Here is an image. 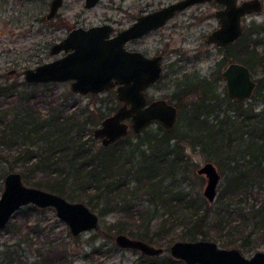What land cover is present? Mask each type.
Here are the masks:
<instances>
[{
    "label": "trees",
    "instance_id": "obj_1",
    "mask_svg": "<svg viewBox=\"0 0 264 264\" xmlns=\"http://www.w3.org/2000/svg\"><path fill=\"white\" fill-rule=\"evenodd\" d=\"M259 33L263 36L258 37V43L264 45V24H261ZM217 74L220 79V71ZM185 82H174L179 99L175 103L179 108V118L173 128L160 125L156 134L146 130L145 139L140 137L135 142L128 134L114 145L102 146L99 151L88 146L93 137L85 138V132H92L93 125L99 123L98 118L110 111L100 107L101 115L97 112L81 118L82 112L72 110L63 113L54 100L39 98V94L22 93L17 97L15 84L5 90L0 87V96L7 99L6 103H0V147L9 155L19 148V153L14 154L16 164L10 167V171L19 169L25 181L29 175L43 172L45 180L49 181L50 191L71 201L86 199L91 205H94L93 201L100 200L111 204V187L123 194L126 193L124 185L133 182L138 187L137 191L148 194L151 204L162 203L169 207V214L159 218L163 225L173 220L174 225L179 226L182 230L179 240L209 239L226 248L252 246L255 227L261 225L264 233V78L258 80L253 102L234 100L224 90L223 98L221 92H216L214 81L208 77H199L195 87ZM51 83L32 85L48 87ZM191 94L197 95L198 100L184 102ZM108 98L111 95L108 94ZM39 103L52 106L46 115L38 108ZM231 111L234 113L230 114ZM36 141L40 145L36 150H30L29 146ZM184 142L192 144L194 149L216 153L226 169V184L223 195L216 199V202L219 199V207L215 214L212 211L216 202L211 204L208 201L202 208L186 190L172 200L164 196V184H174L176 179L180 183L186 180L184 171L189 162L183 152ZM34 156L37 160L33 162ZM216 165L219 168V162ZM4 178V173H1L0 180ZM52 178L54 182H50ZM83 178H91L93 186L87 189L86 185H79L72 191L65 189L70 180ZM41 183L34 186L42 187ZM89 189H93V196L87 198L81 194ZM255 194L263 196L254 198ZM252 198L254 201L249 202ZM244 203L248 205L244 206ZM233 206L237 210L236 216L232 215ZM45 211V208L27 205L16 212V218L8 223L7 232L11 235L0 250V264H67L68 250L60 245V241L57 243L61 240L55 232L59 222L42 226V221L35 216ZM152 219L156 217L151 216L149 220ZM250 226L252 228L249 229ZM149 228L147 225L143 232L136 233V238L149 243L157 241L160 246L170 242L164 241L161 232L154 236ZM126 229L124 222H120L114 230L125 233ZM166 247L165 252L169 251L168 245ZM131 264L186 263L164 253L160 256L142 254Z\"/></svg>",
    "mask_w": 264,
    "mask_h": 264
},
{
    "label": "rangeland",
    "instance_id": "obj_2",
    "mask_svg": "<svg viewBox=\"0 0 264 264\" xmlns=\"http://www.w3.org/2000/svg\"><path fill=\"white\" fill-rule=\"evenodd\" d=\"M49 1L50 0H47V2H45V0H0V87H4L5 90L7 86L15 84L14 86L18 89L17 97L22 93L26 95L33 93L39 94V98L46 97L50 100H54V104H59L63 113H70L72 110L82 112L81 118H84L83 116L88 114H96L97 112L98 115H101V111L98 110L100 107H102L104 111H110L109 115H111L120 106V100L113 90H111V98H108L107 92L99 94L76 93L72 91L69 82H52L48 87H34L32 83H26L24 74L22 75L19 73L15 75L9 72L12 68H16L21 72L25 68H34L36 65L51 61L58 57L60 54L51 53V46L65 37L72 28L80 25L87 26L93 23H101L107 15L109 4V0H101L93 9H86L82 0H65L56 16L47 19L46 15L49 10ZM116 1L117 4L123 5V10L130 5H136L133 11L138 13L140 7H143L145 3L152 2L159 6L173 0ZM134 12L131 14H134ZM112 13L120 18L117 28L127 25L128 22L132 21L134 18L133 16L128 18L124 11H112ZM190 15L191 13L179 15L172 19L165 27L146 36L137 44L139 48L148 51L150 54L161 52L162 50L164 52L163 76L159 82L157 81L146 89L145 92L149 99L166 97L173 99L172 102L176 103L179 99L174 82L176 83L180 80L184 83L185 80H188L185 83L195 87L199 77L211 78L215 83L214 87H216V92H221L224 98L222 92L223 90L226 91V81L221 76L219 79L217 73L223 70L225 65L230 61L244 62L249 65L253 77L256 80L264 78V45L258 43V37L263 35L260 33L257 34L261 24H264V8L255 15V22H244L246 31L244 36L227 49L218 48L216 45L207 42V34L213 26L217 25L215 19L208 20L201 17L198 21L205 20L196 23L195 20L189 19ZM227 56L228 59H226ZM172 62L175 63L172 64ZM30 84L33 87L30 86ZM196 100H198V96L191 94L186 97L184 102H194ZM6 101L7 99L4 98V96H0L1 104L6 103ZM245 101L253 102L254 99L250 97ZM9 106H12V104ZM9 106L5 105L4 107ZM51 107L49 103L38 104V108L43 115H46ZM223 107H226V104H224ZM231 113H234V111H231L230 114ZM106 115L107 114H103L102 118H98L99 123L93 125L92 132L89 130L85 132V138L90 139V136L93 137V140H90L88 146L94 151L102 150V146H104L101 140L94 136V129L100 125L102 119ZM160 125L158 121H153L140 133L130 132L129 136L133 142L139 141L140 137L145 139L146 130L152 134H156L160 131ZM38 145H40V142L36 141L34 145L29 146V149L36 150ZM147 146L148 145H145V147ZM183 146L184 155L188 158L189 162L188 168L184 171L186 180L180 183V180L176 179L174 184H164L162 187L164 196L172 200L179 192L186 190L190 197H193L196 203L204 208L205 204L208 202V199L203 193L206 178L197 173V168L207 161H213L216 164L219 162V169L224 176L221 178L218 185L217 197L223 195V188L226 184V169L223 167L222 161L219 160L220 156L216 153L202 150V148L194 149L192 144L188 142H184ZM18 153L19 148H15V150L11 152L12 156L9 155L7 150L3 151L0 147V174L4 173V177L11 172L10 167L16 164L15 156ZM138 157L140 156L138 155ZM36 160L37 157L34 156L32 161L34 162ZM14 171H19V169L16 168ZM44 177L45 174L43 172H37L29 175L27 181L24 179L23 181L30 186L42 182V187L40 188L49 190L47 184L49 181H47L48 179L45 180L46 177ZM54 180L55 179L52 178L50 182H54ZM92 183L91 178H83L77 181L70 180L67 182L65 189L72 191V188L75 189L79 185H86L88 189V187L90 188L93 186ZM119 185H121V183L114 184L115 187ZM3 188L4 179L0 180V195ZM124 188L125 190H122L126 193L122 194L118 193L116 189L113 190L111 187V204H107L104 200H100L93 201L94 205H91L88 200H82L99 214L100 221L96 229L82 232L78 237L69 236L71 232L68 226L57 217L54 208H45V212L35 215L42 221V226L46 224L54 225L56 224L54 221L59 222V225L55 228V232L61 240H58L57 243L60 241V245H63V248H67L68 250L67 254L69 261L67 264H131L137 261L143 254L141 251L137 249L121 248L115 241V236L118 233L114 229L120 222H124L127 228L125 234L131 233L133 235L138 232H143V228L149 225L150 232L154 236L157 232H161L160 235L165 238L164 241L170 240V242L166 241L169 243H162L166 244L161 245L165 248H167V245L169 247L174 241L181 239L178 237L181 235L182 230L179 226L174 225L173 220L167 221L166 224L163 225L161 218H159V216L162 217L163 215L169 214L167 212V208L169 207L162 205V203L158 205L151 204L148 194L143 193L142 190L137 191L138 187L133 182L131 184L126 183ZM80 190L81 189H78V191ZM92 190L89 189L86 193L81 194L87 198L91 197L93 196L92 194H94ZM262 196L263 194H255L253 197L261 198ZM254 198L250 199L249 202H253ZM216 199L211 204H214ZM218 200L213 206V214L218 210ZM247 205L248 204L244 203V206ZM155 207L159 210L156 211ZM103 209L104 211L102 212ZM236 214L237 210L233 206L232 215L236 216ZM151 216L156 217V219L150 221L149 219ZM14 218H16V214L10 221ZM258 226V228L255 227L253 245L246 248L242 246L238 247L248 257L258 250H264L263 227L261 225ZM7 227L8 225L6 228L0 230V250L11 235L7 232ZM250 228H252V226H250L249 229ZM32 234L34 235L36 233L33 232ZM105 234L111 235V237H107ZM132 237L136 238L137 236L135 235ZM152 244L160 246V243L157 241L152 242ZM164 253L167 254L170 252L167 251Z\"/></svg>",
    "mask_w": 264,
    "mask_h": 264
},
{
    "label": "water",
    "instance_id": "obj_3",
    "mask_svg": "<svg viewBox=\"0 0 264 264\" xmlns=\"http://www.w3.org/2000/svg\"><path fill=\"white\" fill-rule=\"evenodd\" d=\"M86 1L87 7H93L99 0ZM195 1L203 0H181L142 15L111 39H108L112 30L108 24L89 28L75 27L50 48L52 54L62 51H68V54L34 68H27L23 72L24 78L32 83L71 80V89L79 94L98 93L116 87L117 96L123 105L104 117L94 129V136L104 146L125 137L130 129L140 133L155 120L167 129L173 128L179 118L178 107L163 97L147 103L145 94V90L162 76L161 57H148L140 51H129L124 45L151 29L163 26L177 10ZM221 1L226 4V8L218 14L221 25L207 40L224 46L241 36L242 16L251 11H261L263 4L259 0L245 1L241 5H237L235 0ZM63 3L64 0H52L47 17H55ZM222 74L230 97L245 101L253 95L257 82L247 64L230 62ZM196 171L206 178L203 193L213 203L222 178L218 166L213 161H207ZM26 205L54 208L57 217L75 236L99 226V214L87 203L71 201L59 193L27 185L19 171H11L4 178V188L0 195V230L6 228L16 212ZM115 241L121 248L137 249L148 256H160L165 252L163 246H156L125 233L116 234ZM169 252L186 264H264V250H258L248 257L238 247H222L209 239L176 240L169 246Z\"/></svg>",
    "mask_w": 264,
    "mask_h": 264
},
{
    "label": "flooded vegetation",
    "instance_id": "obj_4",
    "mask_svg": "<svg viewBox=\"0 0 264 264\" xmlns=\"http://www.w3.org/2000/svg\"><path fill=\"white\" fill-rule=\"evenodd\" d=\"M51 1L52 0H50L48 3H49V10H48V13L50 12V8H51ZM65 1V0H64ZM100 1L101 0H99L98 1V3L95 5V6H93V7H87V5H86V0H82V2H84V7L86 8V9H93L94 7H96L99 3H100ZM179 1H181V0H173V1H171V2H169V3H166V4H161V5H159V6H157L155 3H152V2H148V3H145L144 4V6L143 7H140V10H139V12L137 13V12H134L133 11V9H135V6L136 5H130V6H128V8L126 7V9H124L123 10V5H119V4H117V1L116 0H109V4H108V9H107V15L105 16V18L103 19V21L101 22V23H93V24H90V25H87V26H84V25H80V26H77V27H85V28H89L90 26H94V25H103V24H108V25H110V27H111V32L109 33V35H108V39H111V38H113V37H115L120 31H122V30H124V29H126V28H128V27H130L134 22H136L137 21V19H138V17H140V16H142V15H146V14H149V13H152V12H155V11H157V10H159V9H161L162 7H164V6H167V5H169V4H172V3H175V2H179ZM245 1H252V0H235V2H236V4L237 5H241L243 2H245ZM258 1V0H257ZM259 1H261V3L263 4V8H264V2H263V0H259ZM45 2H47V0H45ZM145 2H147V1H145ZM64 4V3H63ZM226 8V4L223 2V1H221V0H203V1H195V2H193V3H191V4H189V5H187L186 7H184L183 9H181V10H177L176 12H175V14L170 18V19H168L167 20V22L163 25V26H161V27H158V28H156V29H151L149 32H147L146 34H144V35H142V36H140V37H137V38H133V39H131V40H129V41H127L126 43H125V48L127 49V50H129V51H140V52H142L145 56H148V57H154V56H160L161 57V65H162V68H163V71H164V66H163V61H164V52H163V50L161 51V52H156V53H154V54H150L148 51H146V50H144V49H141V48H139L138 46H137V44L140 42V41H142L146 36H148V35H150L151 33H153V32H156V31H158V30H160V29H162L163 27H165L172 19H174V18H176V17H178L179 15H181V14H187V13H191V15L189 16V19L191 20H195L196 21V23H198V22H202V21H204L205 19H208V20H210V19H215V21H216V23H217V25L216 26H213L212 27V29L210 30V32L207 34V39H208V37H209V35L213 32V31H215V30H217L219 27H220V18H219V16H218V14L220 13V12H222L224 9ZM263 10V9H262ZM261 10V11H262ZM112 11L113 12H121V11H124V13L125 14H127V17L128 18H130V16H133L134 18L132 19V21H130V22H128V24L127 25H124L123 27H120V28H117V26H118V23H119V17L118 16H116L115 14H113L112 13ZM134 12V14H131V13H133ZM258 12H260V11H251V12H248V13H246L245 15H243L242 16V19H241V24H242V34H241V36L236 40V41H238L240 38H242L243 36H244V34H245V28H244V22H246V21H249L250 23H252V22H255V15L258 13ZM48 13H47V15H48ZM47 15H46V18L48 19V17H47ZM127 17H125V18H127ZM201 17H203V18H205V19H203V20H201V21H198V19H200ZM73 29V28H72ZM255 30H256V28H255ZM70 32V31H69ZM68 32V33H69ZM255 32V31H254ZM68 33L65 35V37L68 35ZM257 33H258V31H257ZM65 37H63L62 39H64ZM61 39V40H62ZM236 41H234V42H232V43H230L229 45H224V46H220V45H218V44H216V43H212V44H214V45H216V47H218V48H228V47H231L232 46V44L233 43H235ZM207 42H208V40H207ZM208 43H211V42H208ZM60 55L58 56V57H61V56H65V55H67L68 54V51H62L61 53H59ZM57 58V57H56ZM56 58H54V59H56ZM53 59V60H54ZM226 59H228V56L226 57ZM230 62H233V61H230ZM229 62V63H230ZM175 62H172V64H174ZM228 63V64H229ZM244 63V62H243ZM228 64H226L225 65V67L228 65ZM246 64V63H245ZM37 66V65H36ZM35 66V67H36ZM249 66V65H248ZM225 67L223 68V70L225 69ZM250 68V67H249ZM27 68H25V69H23L21 72H19L18 71V69H16V68H12L9 72L11 73V74H19V73H21L22 75H23V72L26 70ZM223 70H221L220 71V74H221V77L222 78H224L223 77V74H222V72H223ZM250 70H251V68H250ZM251 73H252V70H251ZM253 75V74H252ZM162 76H163V72H162ZM162 76H161V78H162ZM160 78V79H161ZM160 79L158 80V82L160 81ZM255 79V78H254ZM26 81V80H25ZM226 81V80H225ZM255 81L257 82V84H258V80H256L255 79ZM66 82H69L70 83V86H71V80H69V81H66ZM26 83H27V81H26ZM28 83H32V82H28ZM32 84H39V83H32ZM155 84V83H154ZM153 85V84H152ZM151 86V85H150ZM149 86V87H150ZM256 87H257V85H256ZM256 89V88H255ZM111 90H113V91H115V93H116V95H117V91H116V87H113V88H109V89H105V90H103V91H101V92H99V93H103V92H107V94H109V95H111L110 93H111ZM146 91V90H145ZM226 92H227V87H226ZM255 92V91H254ZM99 93H96V94H99ZM89 94H93V93H89ZM145 94H146V92H145ZM254 94V93H253ZM227 95H228V93H227ZM146 96H147V94H146ZM229 96V95H228ZM253 96V95H252ZM251 96V97H252ZM118 97V96H117ZM230 97V96H229ZM159 98V97H158ZM163 98H165V97H163ZM230 98H232V97H230ZM119 99V98H118ZM156 99V98H155ZM167 99V98H166ZM233 99V98H232ZM120 100V99H119ZM152 100H154V99H149L148 98V96H147V103H150ZM168 101H169V99H167ZM235 100V99H234ZM169 102H171V103H173V104H175L174 102H172V101H169ZM123 105V101H121L120 100V106H122ZM176 105V104H175ZM177 106V105H176ZM119 108V107H118ZM117 108V109H118ZM179 109V108H178ZM109 114H107L106 116H108ZM105 116V117H106ZM103 120V119H102ZM127 122L129 123L130 121H129V119L127 120ZM130 132H132V130L130 129L129 130V132H128V134L130 133ZM127 134V135H128ZM126 135V136H127ZM123 138V137H122ZM121 138V139H122ZM120 140V139H119Z\"/></svg>",
    "mask_w": 264,
    "mask_h": 264
},
{
    "label": "bare ground",
    "instance_id": "obj_5",
    "mask_svg": "<svg viewBox=\"0 0 264 264\" xmlns=\"http://www.w3.org/2000/svg\"><path fill=\"white\" fill-rule=\"evenodd\" d=\"M72 30V29H71ZM211 43H213V42H211ZM50 83V82H49ZM73 91V90H72ZM117 91V90H116ZM89 93H93V92H89ZM99 93V92H98ZM119 107H121V106H119ZM130 121V120H129ZM155 121H158V120H155ZM159 122V121H158ZM160 123V122H159Z\"/></svg>",
    "mask_w": 264,
    "mask_h": 264
}]
</instances>
